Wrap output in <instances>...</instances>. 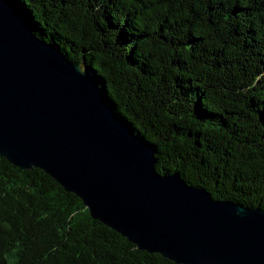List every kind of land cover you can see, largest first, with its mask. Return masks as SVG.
Here are the masks:
<instances>
[{
    "label": "trees",
    "instance_id": "16d2710c",
    "mask_svg": "<svg viewBox=\"0 0 264 264\" xmlns=\"http://www.w3.org/2000/svg\"><path fill=\"white\" fill-rule=\"evenodd\" d=\"M84 62L112 110L219 200L264 208V0H13ZM0 264H176L93 219L39 168L0 156Z\"/></svg>",
    "mask_w": 264,
    "mask_h": 264
},
{
    "label": "water",
    "instance_id": "95a60500",
    "mask_svg": "<svg viewBox=\"0 0 264 264\" xmlns=\"http://www.w3.org/2000/svg\"><path fill=\"white\" fill-rule=\"evenodd\" d=\"M154 153L84 62L68 60L17 3L0 0V156L43 170L139 250L176 264H264V208L160 174Z\"/></svg>",
    "mask_w": 264,
    "mask_h": 264
}]
</instances>
